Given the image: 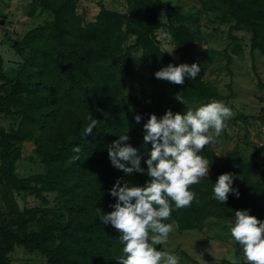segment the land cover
I'll return each mask as SVG.
<instances>
[{"label":"trees","instance_id":"obj_1","mask_svg":"<svg viewBox=\"0 0 264 264\" xmlns=\"http://www.w3.org/2000/svg\"><path fill=\"white\" fill-rule=\"evenodd\" d=\"M199 1L206 11L218 9L228 15L235 22L231 32L241 27L251 29V47L264 54V0ZM38 7L51 12L53 19L15 43L17 54L24 55L26 50L28 54L14 78L4 71L0 54V114L18 119L17 126L9 129L0 124V264H14L10 253L17 245L44 255L45 264H119L117 258L123 254L120 233L101 222V211L114 210L111 205L117 198L110 191L117 179L121 186L125 182L143 186L150 178L140 173L127 175L112 166L109 146L128 132V143L138 150L146 169L151 143L144 141L143 126L152 114L162 118L169 109L183 114L213 100L233 108L232 87L229 85V95H223L205 79L197 33L185 22L180 5L167 0H128L126 13L102 6L96 19L88 23L77 11L78 0H32L30 14ZM163 9L168 11L166 23L161 21ZM161 26L172 36L178 59L158 45L156 31ZM131 37H135L134 43L126 45ZM138 50L143 51L142 57L136 56ZM236 50L241 51L239 44ZM231 62L229 56L228 64ZM182 63L201 66L195 80L175 85L155 77L169 64ZM30 66L36 71L23 82L21 74ZM129 87L135 89L131 102ZM136 115L141 116L139 123ZM89 116L99 123L86 137L83 133ZM31 139L46 170L20 177L15 164L23 154L21 144ZM77 146L81 148L80 160L70 162L77 155L73 151ZM262 151L264 145L255 155ZM199 154L212 163L209 179L191 188L199 203L173 211L167 222L176 223L180 230H202L206 219L234 218L236 210H249L250 215L264 221L261 163L246 160L237 148L218 156L206 146ZM224 173L234 175L233 188L240 196L229 194L227 202L221 204L213 198L212 188ZM23 192L39 198L45 206L21 210L15 193ZM52 192L56 193L58 210L48 205L46 194ZM33 223L37 229L29 230ZM222 264L243 263L223 260Z\"/></svg>","mask_w":264,"mask_h":264},{"label":"rangeland","instance_id":"obj_2","mask_svg":"<svg viewBox=\"0 0 264 264\" xmlns=\"http://www.w3.org/2000/svg\"><path fill=\"white\" fill-rule=\"evenodd\" d=\"M32 0H0V54L4 59V71L14 78L24 64L28 50L19 55L14 49L20 41L34 28L44 25L53 19L51 12L38 7L35 14H30ZM180 5L185 13V22L197 33L199 56L205 66V79L215 85L223 95L231 93L230 100L235 116L228 122L224 131L211 148L219 156L227 154L234 148L240 150L246 160H256L264 169V151L257 156L255 151L264 145V136L260 126L264 124V54L259 49H253L252 31L247 27L235 28V23L222 11L214 9L206 11L199 0H167ZM104 6L108 9L126 13L128 0H78L77 11L82 15L84 23L94 21ZM168 11L162 10L161 21L167 22ZM237 37L233 41L232 36ZM131 37L126 45L134 43ZM156 41L160 48L174 58H179L177 46L172 36L161 26L156 31ZM239 44L241 51L237 52ZM137 57L143 56V51L135 52ZM232 62L228 64V57ZM36 69L26 67L21 80H30ZM128 100L131 102L135 95L134 87L127 88ZM132 114L135 111L132 110ZM13 116L0 114V124L9 129L17 126ZM22 157L16 162L15 170L20 177H28L36 172H44L34 140H26L21 144ZM211 173V170H210ZM49 207L58 210L56 193H47ZM15 199L21 210L31 207L45 206L42 200L27 193H15ZM3 203L0 199V211ZM1 216V214H0ZM234 218L210 217L203 221L202 230H180L176 223L175 232L170 236L166 248L157 246L158 250H166L181 257V264H193L192 259L200 264H222L223 260L242 262L245 264L243 252L232 239L230 228ZM37 229L36 224H30L29 230ZM188 254L192 259L186 256ZM14 264H45L46 257L37 251H28L23 246H15L10 253Z\"/></svg>","mask_w":264,"mask_h":264},{"label":"clouds","instance_id":"obj_3","mask_svg":"<svg viewBox=\"0 0 264 264\" xmlns=\"http://www.w3.org/2000/svg\"><path fill=\"white\" fill-rule=\"evenodd\" d=\"M200 72L201 66L197 63L169 64L157 71L155 77L184 85L186 79L195 80ZM176 99L185 104L179 95ZM234 116L231 107L216 100L195 110L187 109L183 114H174L171 109L162 118L152 114L143 126L144 141L151 143L146 169L142 167L143 158L138 150L128 143V132L109 146L112 166L127 175L140 173L150 178L143 186H130L127 182L121 186V180L117 179L110 191V195L117 198L111 205L114 210L101 211V222L120 233L123 254L117 258L119 264H181L179 255L158 250L157 246L166 248L175 232L174 223L167 222L173 211L199 203L191 188L209 179L212 166L199 153L217 142ZM88 120L90 123L83 133L86 137L99 123L93 116ZM135 120L139 123L141 116L136 115ZM73 151L77 155L71 157L70 162L79 161L81 148L74 147ZM234 179L232 173L219 175L212 188L213 198L221 204L227 202L229 194L239 198V190L233 188ZM230 234L242 250L245 264H264V221L250 215L249 210H236Z\"/></svg>","mask_w":264,"mask_h":264},{"label":"built area","instance_id":"obj_4","mask_svg":"<svg viewBox=\"0 0 264 264\" xmlns=\"http://www.w3.org/2000/svg\"><path fill=\"white\" fill-rule=\"evenodd\" d=\"M260 130H261V133H262L263 136H264V124H261V126H260Z\"/></svg>","mask_w":264,"mask_h":264}]
</instances>
